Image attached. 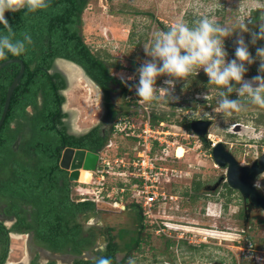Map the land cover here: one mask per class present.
Wrapping results in <instances>:
<instances>
[{
  "label": "rangeland",
  "instance_id": "1",
  "mask_svg": "<svg viewBox=\"0 0 264 264\" xmlns=\"http://www.w3.org/2000/svg\"><path fill=\"white\" fill-rule=\"evenodd\" d=\"M255 8H261L264 16V0H88L82 14L84 40L94 53L106 58L112 74L119 80L126 81L129 96L137 100V110L141 112L130 121H134L138 127L144 109L166 116L164 124L157 125L161 134L156 135L163 137L164 146L168 148L169 160L163 166L168 168L167 172L174 181L165 184V192L172 196L158 210L155 207L151 216L144 214L141 208L143 240L140 248L131 253L125 264H170L172 261H176V264H264V210L252 212L250 228L243 233V217L237 216L238 209L242 208L237 190H227L226 185L214 191L205 190L207 185H213L225 176L226 171L213 160V140L216 143L223 141L244 165H250L264 153V108L253 105L242 97L239 112L222 116L217 111L218 92L215 86L202 81L194 82L192 74L187 77V81H176L174 87L169 89L168 96L160 90L157 93L159 100L148 103L139 102L135 88L131 87L138 81L137 69L145 60L150 59L145 55L143 47L151 35L163 30L162 25L171 27L183 21L191 26L203 15L239 31L225 38L227 59L234 58L237 36H243L249 45L250 55L254 58V63L249 66L250 74L244 77L245 80H250L258 74L254 68L258 69L259 66V60L255 59L256 48L259 46L257 43H249L250 33L258 32V28L250 22L251 9ZM241 29L249 31H240ZM116 64L121 67H116ZM202 72L200 70L198 73ZM193 73L196 74L195 71ZM129 77L132 79L129 80ZM167 79L170 77H158L156 88H168L164 83ZM64 96V111L70 113L76 132H84L99 121L102 112L100 93L96 86L87 85L86 82L78 86L69 85ZM200 118L211 119L213 122L208 131L210 145L205 144L191 128L183 124ZM123 126L124 124L121 125ZM125 132L115 130L109 138H112L113 144L100 154V168L103 167L104 159L111 161L106 168L108 172L91 170L90 179L75 182L73 186V197L98 201L97 212L92 216L109 233V228H112V233L118 234L124 245L134 239L138 230L137 214L132 211L130 198L121 195L119 188L111 190L112 186L125 185L124 181L127 179L125 175L118 173L120 168L114 163L116 158L130 154L133 140ZM179 145L186 148L181 157L177 155ZM159 146L161 145H157ZM158 151L159 154L162 153L161 149ZM102 174L104 178H101ZM199 181L202 186L195 190L193 184ZM78 188L81 189L80 193L76 190ZM109 192H112L111 198L106 196ZM226 192L230 200L224 208L222 203L225 202ZM197 194L205 198H195L194 195ZM189 196H192L191 199L187 198ZM124 205L126 208L123 210ZM5 206L6 202L0 200V213H4ZM0 220L5 222L2 218ZM7 225L10 226L11 222H7ZM175 228L179 234L191 233L192 239L207 241L205 255L179 249L178 260L169 257V252L158 258V244L161 243V249H164L165 239L170 238L169 230ZM158 231L166 234L162 241L158 239ZM251 243H254L253 248Z\"/></svg>",
  "mask_w": 264,
  "mask_h": 264
},
{
  "label": "trees",
  "instance_id": "2",
  "mask_svg": "<svg viewBox=\"0 0 264 264\" xmlns=\"http://www.w3.org/2000/svg\"><path fill=\"white\" fill-rule=\"evenodd\" d=\"M87 4L88 0H49L47 9L35 13L25 14L23 10L5 12V19L16 37L28 34L32 43L23 55L9 54L0 59L1 63L17 57L25 64L21 83L13 91L8 113L0 128V200L6 202V213L16 217L10 227L0 220V264H4L8 257L12 230H34L39 242L49 244L55 251H62L70 245L75 254L91 247L98 236L94 231L84 233L83 223L79 220L80 215L89 217L96 214L98 204L90 199L73 197L75 182L70 181L68 170L60 166L63 150L58 145L97 152L104 149L110 137L103 135L99 126L80 136L69 134L66 127L58 126L62 124L61 117L67 115L60 107L66 100L60 89L66 84L59 73L49 71L56 58H65L83 66L105 90L110 81L121 82L112 74L106 58L94 53L84 40L82 14ZM151 16L154 17L153 14ZM250 22L259 30V25L264 23L261 8L251 9ZM162 28L166 31L169 27L162 25ZM0 30H3V25H0ZM256 43L259 47L264 45V41ZM116 67L121 65L116 64ZM247 67L249 71L250 67ZM19 70L18 62L0 70V117L7 89ZM248 71L245 76L250 74ZM192 76L194 82L208 83L204 72L192 73ZM230 97L236 98L234 93ZM150 113L156 126L166 120L165 114H155L153 110ZM138 114L139 111L136 112ZM183 124L190 129V122ZM18 137L20 141L14 145ZM201 186L200 181L193 184L195 190ZM227 187L231 190L228 184ZM26 205L33 207L32 221L28 220ZM131 206L138 220L134 239L124 245L122 238L109 228L110 242L106 249L99 251L96 259L76 260L78 264H100L101 260L107 264H125L131 253L140 248L143 240L142 207L134 202Z\"/></svg>",
  "mask_w": 264,
  "mask_h": 264
},
{
  "label": "clouds",
  "instance_id": "3",
  "mask_svg": "<svg viewBox=\"0 0 264 264\" xmlns=\"http://www.w3.org/2000/svg\"><path fill=\"white\" fill-rule=\"evenodd\" d=\"M49 7V0H0V59L12 56H21L27 46L32 43L31 36L23 34L17 38L13 28L5 19V12L35 13ZM248 32L249 30L241 29ZM234 32L231 27L216 23L207 15L201 16L191 26L180 21L166 31L154 32L148 43L143 47L145 60L137 69L138 81L131 87L135 88L139 102L148 103L159 100L158 91L163 90L167 96L169 89L176 81L185 80L194 71L203 70L208 78V84L214 85L218 92L217 111L222 116H231L241 110V99L264 108V46L256 48L255 59L259 60L258 74L250 80L244 76L248 67L254 63L250 55L249 45L243 36H237L233 59H227L225 38ZM249 43L255 45L257 41H264V23L259 25L258 32L250 33ZM167 76L164 81L168 88H156L158 77ZM129 80L132 77L128 78ZM123 83H126L122 79ZM127 86V85H126ZM235 93L236 98H230ZM78 180V179H77ZM76 182V181H75ZM256 191L264 193V176L257 175L252 182ZM100 264H107L101 260Z\"/></svg>",
  "mask_w": 264,
  "mask_h": 264
},
{
  "label": "built area",
  "instance_id": "4",
  "mask_svg": "<svg viewBox=\"0 0 264 264\" xmlns=\"http://www.w3.org/2000/svg\"><path fill=\"white\" fill-rule=\"evenodd\" d=\"M140 112L141 110H139ZM142 115L143 118L138 127H136L135 122L132 120L125 122V118H119L114 126L112 135L115 130L126 131L125 134L133 140V145L130 147V154L118 157L114 162L120 168L118 173L127 177L126 181H124L125 185L112 186L111 190L119 188L121 195H126L130 198L131 202L141 205L144 214L151 216L154 214L155 207L158 210L162 207V203L167 202L169 197L172 196L166 194L165 184H171L174 180L173 177L169 176L167 172L168 168L163 166V163L169 160V155L168 148L164 146L165 143L162 141L163 137L156 135L161 134V131L152 122V115L149 110L144 109ZM123 124L124 126L121 127ZM160 124H164V121H161ZM162 132L167 133V131ZM212 143L213 146L216 142L213 140ZM112 144L111 138L104 149L110 147ZM159 144L161 146L157 147ZM158 149H161L162 153L159 154ZM102 150L98 151L99 155L102 153ZM99 162L95 172H108L106 168L110 165L111 161L104 159L102 161L103 167L101 168ZM101 178H104V174H102ZM76 182L81 181L78 179ZM106 196L111 198L112 192L107 193ZM93 200L98 203L95 199ZM125 208L126 206L124 205L122 209L124 210Z\"/></svg>",
  "mask_w": 264,
  "mask_h": 264
},
{
  "label": "flooded vegetation",
  "instance_id": "5",
  "mask_svg": "<svg viewBox=\"0 0 264 264\" xmlns=\"http://www.w3.org/2000/svg\"><path fill=\"white\" fill-rule=\"evenodd\" d=\"M54 67H55L54 72H52V73H55V72L59 73L62 76V78L64 79V82L66 84L64 88L60 89V93L64 95V92L66 91L67 87L69 85H71L70 77L67 74H65L64 72H62L61 70H59L58 67H56V66H54ZM81 67L86 72L84 67L83 66H81ZM93 81L96 84V85L94 84V86H96L99 89V93H100V105H101V112L102 113H101L99 121L94 126H92L91 128L87 129L84 132H76L73 129L74 127H73V123L71 122L70 113L66 112L67 115L61 117L62 124H58V126L59 127H66V132L69 134L75 135V136H80L82 134H85L86 132L91 130L93 127L99 126L103 135H108L109 137H111V135L113 133L114 126H115V124L119 118H122V119L125 118V120H124L125 122H130V119L133 118L134 115H136V112L138 111L137 105H136L137 100L131 99V97L129 96V87H128V85L126 86V84L123 83L122 81L121 82L110 81L107 84V90H105L95 80H93ZM64 104H65V102L60 106L61 110L63 112H65L64 111ZM135 105H136V108H135ZM113 111H116V113L114 114ZM58 146L62 147V150H64L66 147H72V146H68L65 144H60ZM73 148H75V147H73ZM83 149H86V148H83ZM87 150H89V149H87ZM227 184L228 183L224 180L221 182L219 187L226 185V189L229 190V188L227 187ZM234 190L236 191V189H234ZM237 193L240 196L239 199H241V201H242V208L238 209L237 216L243 217L244 228H243L242 232L246 233L248 231V229L250 228V222H251L250 218H251L252 212L256 211V210L260 211L263 209H258L254 205L250 206V201L245 200L238 190H237ZM226 194H227V192H226ZM194 196H195V198H197V197H200L203 199L205 198V196L202 197L199 194L194 195ZM228 196L229 195L224 196L225 202L222 203V206H224V208H226L225 204L227 205L229 200H230L229 199L230 197H228ZM191 197L192 196H189L187 198L191 199ZM25 208L27 210L28 220L32 221V218H31V212L33 210L32 205H26ZM3 211L5 214H7L5 211V208L3 209ZM246 212H250V217H249V220L247 223L245 222ZM8 215H10V214H8ZM10 216L14 217L11 221V226H12L16 221V217L12 214ZM100 224H101L100 221L98 219H95V220H93L92 228L90 227L91 228L90 230L84 229V233H86V234L90 233L91 231H94L97 233L98 236L95 240L93 247L90 249H85L81 254H75L74 252H73V254H75L79 258H80V256L85 255V257H87V258L88 257L91 258L89 260H93V258H94L93 255L97 258L98 252L102 251V250L104 251L106 249V247L108 246V244L110 242L109 232L105 228H103L102 225H100ZM29 231L34 232V230H29ZM169 231H170V235H169L170 238L165 239L166 245L164 246V249H161V247H162L161 243H159L157 246L158 258L162 257L161 255L163 253L169 252V257L174 258V260H175V259L179 258V256H180V253L179 254L177 253L179 249H186L185 251H187V253L188 252H190V253L196 252V253H199L202 255H205V252H207L205 250V248L208 247V245L206 244L207 241L194 240V239H192L193 236L191 235V233L184 234V232H183L182 234H179V231L176 228L169 230ZM165 235L166 234H164V233L162 234L158 231L157 236H158V239H160V241H162V239L165 237ZM101 237H104L105 240L104 239L101 240ZM251 247L252 248L254 247V243H251ZM170 264H176V261H172V262H170ZM222 264H224V263H222Z\"/></svg>",
  "mask_w": 264,
  "mask_h": 264
},
{
  "label": "water",
  "instance_id": "6",
  "mask_svg": "<svg viewBox=\"0 0 264 264\" xmlns=\"http://www.w3.org/2000/svg\"><path fill=\"white\" fill-rule=\"evenodd\" d=\"M59 61H64L76 66L78 69H80L81 73L85 77H87L90 81H92L93 84H95L93 79L87 75V73L79 64L65 58H56L53 63V67L49 70L50 72H54V66L59 68ZM12 62H18L20 64V70L7 89L5 103L0 117V128L3 125L6 115L8 113L13 91L21 83V79L25 72V64L23 60L17 57L2 61L0 63V70L4 66ZM59 70L61 69L59 68ZM212 123L213 122L211 119H193L190 121V128L205 144L210 145L211 140L208 137V131ZM19 141L20 138L18 137L14 145H17ZM212 157L215 164L219 165V167H223L226 169L225 176L221 177L213 185H207L205 187V190L214 191L220 186L221 182L225 180L231 188L238 190L245 200L250 201V206L254 205L256 208L264 210V193L258 192L252 187L253 179L257 175H261L264 173V153H262L250 165H244L240 163L238 159H236V157L226 147L223 141H218L212 147ZM99 158L100 155L98 151L96 152L83 148L66 147L62 152L60 166L70 172L69 179L70 181L75 182L78 179L80 169L96 170L98 167ZM76 190H79L77 191L78 193L81 192V189L79 188ZM249 217L250 212H246V223L248 222ZM1 218L4 219L5 224H7V220L11 222L14 217L5 213H0V219ZM88 227H91V225L87 224L85 226V228ZM29 233L33 242V232ZM101 239H103V237H101Z\"/></svg>",
  "mask_w": 264,
  "mask_h": 264
},
{
  "label": "crops",
  "instance_id": "7",
  "mask_svg": "<svg viewBox=\"0 0 264 264\" xmlns=\"http://www.w3.org/2000/svg\"><path fill=\"white\" fill-rule=\"evenodd\" d=\"M95 219L96 217L92 215L89 217L86 215L79 216V220L83 223V230H90L92 228L93 220ZM7 222L10 223L9 221ZM87 224H90L91 228H85ZM29 232L31 231L12 230L10 232L11 242L9 253L4 264H8L9 262H12L13 264H78L76 260L89 261V259H91L89 257H85V255L80 256V258L77 257L75 254H73L72 246L70 245L66 246V248H64L62 251H55L50 247L49 244L39 242L36 239L35 232H33L32 242ZM103 239L105 240L104 237ZM93 245L86 249L92 248ZM93 257V259H96L94 255Z\"/></svg>",
  "mask_w": 264,
  "mask_h": 264
},
{
  "label": "bare ground",
  "instance_id": "8",
  "mask_svg": "<svg viewBox=\"0 0 264 264\" xmlns=\"http://www.w3.org/2000/svg\"><path fill=\"white\" fill-rule=\"evenodd\" d=\"M59 68L64 71L71 80V85H80L84 82H86L87 85H93L92 81H90L87 77H85L80 69H78L76 66L69 64L64 61H59L58 62ZM91 88V87H90ZM89 89V88H88ZM95 90V89H94ZM98 91V90H97ZM93 93V92H92ZM95 94V93H94ZM96 95V94H95ZM186 151V148L182 145H179L177 148V155L181 157L184 152ZM92 177V171L89 169H81L79 171V176L78 179L82 182L85 178L90 179ZM8 264H13L12 262H9Z\"/></svg>",
  "mask_w": 264,
  "mask_h": 264
}]
</instances>
